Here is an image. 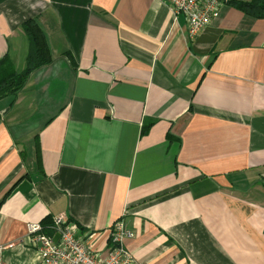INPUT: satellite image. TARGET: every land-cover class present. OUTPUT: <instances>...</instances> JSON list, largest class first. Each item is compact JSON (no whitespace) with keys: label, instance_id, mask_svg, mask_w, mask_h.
Wrapping results in <instances>:
<instances>
[{"label":"crops","instance_id":"crops-1","mask_svg":"<svg viewBox=\"0 0 264 264\" xmlns=\"http://www.w3.org/2000/svg\"><path fill=\"white\" fill-rule=\"evenodd\" d=\"M220 1L190 39L160 0H0V58L33 19L53 60L0 101L2 264L59 215L95 252L122 219L143 264H264V18Z\"/></svg>","mask_w":264,"mask_h":264},{"label":"built area","instance_id":"built-area-1","mask_svg":"<svg viewBox=\"0 0 264 264\" xmlns=\"http://www.w3.org/2000/svg\"><path fill=\"white\" fill-rule=\"evenodd\" d=\"M167 4L174 14L185 18L190 39L202 31L211 19L217 17L220 0H160ZM59 238L55 241V235ZM122 222H115L109 232L108 245L104 252H95L86 243L79 227L64 215L52 220V233L45 234L39 223L27 225V238L36 250V264H143L124 249L123 240L131 237ZM0 264H2L0 251Z\"/></svg>","mask_w":264,"mask_h":264},{"label":"trees","instance_id":"trees-1","mask_svg":"<svg viewBox=\"0 0 264 264\" xmlns=\"http://www.w3.org/2000/svg\"><path fill=\"white\" fill-rule=\"evenodd\" d=\"M227 3L253 17L264 18V0H228ZM22 30L28 39L25 68L17 72L7 55L0 58V101L9 97L15 98L32 74L53 61L46 37L38 23L33 19L27 20L22 24ZM151 124L144 128V133L148 131ZM167 138L171 139V136L168 134ZM41 226L45 234L52 233V222L44 221Z\"/></svg>","mask_w":264,"mask_h":264},{"label":"water","instance_id":"water-1","mask_svg":"<svg viewBox=\"0 0 264 264\" xmlns=\"http://www.w3.org/2000/svg\"><path fill=\"white\" fill-rule=\"evenodd\" d=\"M59 238V235H55L54 240L56 241Z\"/></svg>","mask_w":264,"mask_h":264},{"label":"rangeland","instance_id":"rangeland-1","mask_svg":"<svg viewBox=\"0 0 264 264\" xmlns=\"http://www.w3.org/2000/svg\"><path fill=\"white\" fill-rule=\"evenodd\" d=\"M119 222H122L123 223V225H124V222H123V220L122 219H120V220H118ZM117 222V221H116ZM124 227H125V225H124ZM126 228V227H125Z\"/></svg>","mask_w":264,"mask_h":264}]
</instances>
